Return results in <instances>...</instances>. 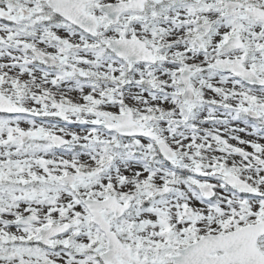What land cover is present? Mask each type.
I'll list each match as a JSON object with an SVG mask.
<instances>
[{"label": "snow or ice", "instance_id": "6c2138e0", "mask_svg": "<svg viewBox=\"0 0 264 264\" xmlns=\"http://www.w3.org/2000/svg\"><path fill=\"white\" fill-rule=\"evenodd\" d=\"M0 264H264V0H0Z\"/></svg>", "mask_w": 264, "mask_h": 264}]
</instances>
